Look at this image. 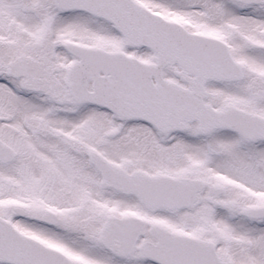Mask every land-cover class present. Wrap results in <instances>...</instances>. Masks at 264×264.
<instances>
[{"label":"snow or ice","instance_id":"obj_1","mask_svg":"<svg viewBox=\"0 0 264 264\" xmlns=\"http://www.w3.org/2000/svg\"><path fill=\"white\" fill-rule=\"evenodd\" d=\"M0 264H264V0H0Z\"/></svg>","mask_w":264,"mask_h":264}]
</instances>
